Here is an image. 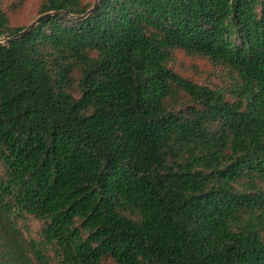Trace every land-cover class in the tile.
<instances>
[{"label": "trees", "instance_id": "1", "mask_svg": "<svg viewBox=\"0 0 264 264\" xmlns=\"http://www.w3.org/2000/svg\"><path fill=\"white\" fill-rule=\"evenodd\" d=\"M5 2L0 264H264V0Z\"/></svg>", "mask_w": 264, "mask_h": 264}, {"label": "rangeland", "instance_id": "2", "mask_svg": "<svg viewBox=\"0 0 264 264\" xmlns=\"http://www.w3.org/2000/svg\"><path fill=\"white\" fill-rule=\"evenodd\" d=\"M96 3L97 0H88ZM40 0H27L23 8L14 11V4L12 0H6L5 9H9L12 17L13 24L27 25L28 28L40 17L37 15V7ZM13 4V5H11ZM1 43H5L6 39H0ZM174 66L182 75L187 78L193 79L201 84L212 85L215 87L224 86L227 76L222 72L221 68L215 67L209 61L199 58L190 57L183 52H177L174 59ZM41 231V224L31 219L27 222V229L25 236L28 238L38 239L39 232ZM108 264H115L109 261Z\"/></svg>", "mask_w": 264, "mask_h": 264}, {"label": "water", "instance_id": "3", "mask_svg": "<svg viewBox=\"0 0 264 264\" xmlns=\"http://www.w3.org/2000/svg\"><path fill=\"white\" fill-rule=\"evenodd\" d=\"M96 6V5H95ZM95 8V7H94ZM43 17H45V15L44 16H41L39 19H37L32 25H30L25 31H23V33H21L19 36H23V35H25V34H27L31 29H33L38 23H39V21L43 18ZM12 39H14V38H11V39H6V42H8V41H10V40H12ZM5 42V43H6Z\"/></svg>", "mask_w": 264, "mask_h": 264}]
</instances>
